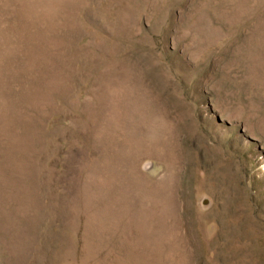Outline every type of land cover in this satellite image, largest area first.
<instances>
[{
	"label": "rangeland",
	"instance_id": "374dc122",
	"mask_svg": "<svg viewBox=\"0 0 264 264\" xmlns=\"http://www.w3.org/2000/svg\"><path fill=\"white\" fill-rule=\"evenodd\" d=\"M0 264H264V0H0Z\"/></svg>",
	"mask_w": 264,
	"mask_h": 264
}]
</instances>
